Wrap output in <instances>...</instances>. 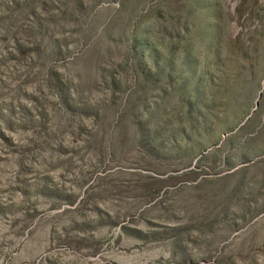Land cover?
<instances>
[{
  "label": "rangeland",
  "instance_id": "374dc122",
  "mask_svg": "<svg viewBox=\"0 0 264 264\" xmlns=\"http://www.w3.org/2000/svg\"><path fill=\"white\" fill-rule=\"evenodd\" d=\"M0 264H264V0H0Z\"/></svg>",
  "mask_w": 264,
  "mask_h": 264
}]
</instances>
